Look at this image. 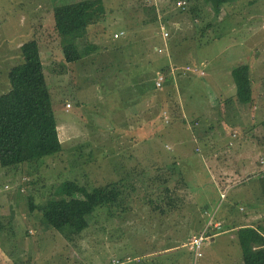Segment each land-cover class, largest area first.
<instances>
[{"label":"rangeland","instance_id":"obj_1","mask_svg":"<svg viewBox=\"0 0 264 264\" xmlns=\"http://www.w3.org/2000/svg\"><path fill=\"white\" fill-rule=\"evenodd\" d=\"M75 1L0 0V93L8 89V69L22 61L19 46L36 39L62 145L36 165L17 172L0 168V264H193L187 243L206 232L198 264H243L236 231L223 230L244 224L254 212L252 223L264 225L257 178L264 158V0H232L219 13L204 0H186L179 8L172 0H101L99 21L82 40L84 55L66 62L52 10ZM204 63L215 75L187 77L179 70ZM147 64L163 75L169 67L172 83L164 77L160 89L150 80L142 87L137 72ZM243 64L249 66L251 104L233 101V95L217 104V130H202L214 142L206 151L201 138V150L194 152L189 100L207 101L215 91L211 77L218 75L221 85L228 81L224 67L229 73ZM188 83L200 98L187 95ZM148 95L150 103H141ZM146 120L152 129H139ZM240 157H246L245 167ZM222 173L234 174L228 178L236 182L229 187L232 181H226L224 198L213 181ZM67 180L88 191L118 180L124 188L116 202L88 215V226L76 234L29 210V197L43 205ZM218 219L228 227L218 226Z\"/></svg>","mask_w":264,"mask_h":264},{"label":"trees","instance_id":"obj_2","mask_svg":"<svg viewBox=\"0 0 264 264\" xmlns=\"http://www.w3.org/2000/svg\"><path fill=\"white\" fill-rule=\"evenodd\" d=\"M176 1L172 0L174 5ZM204 1L218 10L228 0ZM102 10L101 0H78L53 7V26L60 37L66 62L82 58V40L88 26L99 21ZM19 51L22 61L8 69V89L0 93V168L13 172L22 166L36 165L44 157L62 149L37 40L24 41ZM162 72L170 82L169 67H164ZM231 76L236 99L241 104H251L249 66L243 64L232 68ZM176 169V166L171 167L172 172ZM257 178L264 196V172ZM121 182H108L88 191L84 186L67 180L58 188V197L47 200L43 205H36L29 197V210L37 209L43 221L57 230L70 227L78 234L88 226L87 216L97 207L117 201L121 188H124ZM74 193L82 197H75ZM167 198L169 203L171 197ZM236 226L243 264H264V225L244 223Z\"/></svg>","mask_w":264,"mask_h":264},{"label":"crops","instance_id":"obj_3","mask_svg":"<svg viewBox=\"0 0 264 264\" xmlns=\"http://www.w3.org/2000/svg\"><path fill=\"white\" fill-rule=\"evenodd\" d=\"M230 2H232V0H228L226 3L222 4L219 7L218 10H214L213 8L212 9L215 11V13H219V12H221V8L223 6L229 4ZM206 4H210V3L207 2ZM175 6L177 8H179L177 5H175ZM224 17L225 16H223V18ZM228 17L230 19H232L233 18V15L228 16ZM234 19H236V17H234ZM255 23H260L259 19H256ZM254 30L257 31L256 28ZM200 63H203V62H200ZM187 65H190V64H187ZM149 66H150V64H147L144 67H142V69H144L142 74H139V72H137V75L139 76L138 77V83H140L142 87H144L145 86V83L147 81H149V80L153 82L154 79H155V77L157 76V74L160 73L159 72V69L156 67V65H155V67H149ZM208 68H210V71L207 70V65H205V63H204L203 66H202V68H201L202 71H203V74H197V73H195L197 75H192L193 73H188L187 74V77L190 76V75H192V76H198V77L205 76V75L206 76L215 75L214 74V69L215 68H213V67H208ZM219 68H221L222 71H223V67H219ZM228 68L229 67H224L225 71H223L224 77H226L228 79V81H221V85H220V81H219L220 79H219L218 75L211 77V81H209L208 84H210V85L212 84V86H213V88H214L215 91H213L212 94H209L208 96H206L207 101H204V102L202 101V103L208 104L207 106H201L202 103L199 104V105H196L195 102H194V100L192 102L191 99L189 100V102L187 104L188 110L189 111H192V113H193V114L192 113L191 114L187 113V129L190 130L189 131V137L195 143L194 152H199L201 150V148H200V145L201 144L199 143V141H200L201 138H203V140L208 143V146H207V150L206 151H208L209 150L208 148L211 147L210 142H212V144L214 142V140L212 141V139H211L212 136L211 135H210V137H209V135L204 136V133L202 134V130H205L207 128H210V131L217 130V127L216 126H218L217 125V122L219 121L220 118H218L217 120H215L216 118L213 119V114H214V112H216V109H215L216 105L223 103V99H225V100H231L230 98H231L232 95L234 96V97L232 96L233 97L232 100L233 101L236 100L235 99L236 98V96H235L236 88H235V84H234L233 79H232V76H231V69L233 67H231V69L229 70V73H228ZM211 72H213V74ZM178 76H179V74H177L176 77H178ZM172 80L173 79L171 78V80H170L169 83H172ZM215 80H216L218 86H216V84L214 83ZM188 84L189 85H187V87H189L191 89V91L190 92H187V95H189L190 98L193 97V99L200 98L201 95H202L201 91H198V89H196L195 87H193L191 85V83H188ZM149 97H150V95H148L146 97H143L142 100H141V103H143V101L145 99L144 103H145V105H147L148 102H149V100H148ZM151 104L153 105V102H151ZM142 108L144 109L143 106H142ZM194 108H195V112L193 111ZM146 110H147V107H146ZM146 115H148V111H147V114ZM147 117H149V116H147ZM141 122H140V126L138 127L139 129H141V130L142 129H145V128H149V130L152 129L151 124L148 123L147 120L146 121H143L142 123ZM223 124L226 125L224 122H223ZM214 125H216V126H214ZM232 127L236 131H238V129H240V127L237 125V123L236 124H233ZM199 129H200V131H199ZM228 142H230V144L232 146L235 141H233V140L230 141L229 140ZM187 151H189V149H187ZM210 158H212V157H210ZM238 160H239L240 165H242L244 167H245V165H247V161L245 162L246 157H240V159H238ZM203 163L206 164V159H204V162ZM219 163H221V162H219ZM263 164H264V158H263V160H261V164H259V170H262V172H264V166H263ZM216 165H217V163H216ZM222 174H224V173H222ZM235 174H236V172H235ZM233 175H231V174L230 175L224 174V175H222L221 178H219V180H217V179L214 178L213 181L215 182V184L219 185L218 191L224 188V184L226 183V181H229V180L232 181L230 184H228L229 187L231 185H233L232 183H236V182H234V180L231 179ZM228 177H231V178H228ZM222 178H224V181H221ZM220 192L221 193L222 192L224 193V190L219 191V193ZM226 195L227 194H225V196ZM254 215H256V212H254L253 214H249V216L245 217V220H246L245 221V224H252V218H253L252 216H254ZM223 221L224 220L218 219V222L219 223H216V224L218 226H221V227H223V226L228 227V225L222 223ZM239 224H241V223H239ZM236 225L234 226V224H233V226H229L227 229L223 230V232H226V231L227 232H235L237 230V226Z\"/></svg>","mask_w":264,"mask_h":264},{"label":"built area","instance_id":"obj_4","mask_svg":"<svg viewBox=\"0 0 264 264\" xmlns=\"http://www.w3.org/2000/svg\"><path fill=\"white\" fill-rule=\"evenodd\" d=\"M152 2H154L156 4V1L155 0H152ZM176 5L178 7H184L186 5V0H177L176 1ZM123 35V31H118V32H115L114 33V38H118L119 36H122ZM167 35V33L165 32L164 33V37ZM158 52H162L161 49L157 50ZM175 69V68H173ZM172 70V69H171ZM176 70H178V68L175 69V72ZM183 75L187 72L188 73H197V74H203V71L201 69V67H191L190 65H187L185 67H181L179 69ZM173 71V70H172ZM185 72V73H184ZM163 81H164V75L161 74V73H158L157 76L155 77L154 79V87L157 88V89H160L162 84H163ZM67 107H69L70 105L67 104L66 105ZM5 188H7V186H5ZM222 196V198L225 197V192L224 193H221L220 197ZM209 236V233L206 232L205 233H199L197 235H193L187 245L189 247V249L193 252V259H194V262L193 264H198V260L201 258L202 256V253L200 251V247H201V243L203 240H205L207 237Z\"/></svg>","mask_w":264,"mask_h":264},{"label":"clouds","instance_id":"obj_5","mask_svg":"<svg viewBox=\"0 0 264 264\" xmlns=\"http://www.w3.org/2000/svg\"><path fill=\"white\" fill-rule=\"evenodd\" d=\"M153 86H154V81H153Z\"/></svg>","mask_w":264,"mask_h":264}]
</instances>
